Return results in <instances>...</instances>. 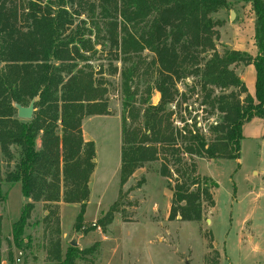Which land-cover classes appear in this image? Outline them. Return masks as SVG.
Wrapping results in <instances>:
<instances>
[{"label":"trees","instance_id":"1","mask_svg":"<svg viewBox=\"0 0 264 264\" xmlns=\"http://www.w3.org/2000/svg\"><path fill=\"white\" fill-rule=\"evenodd\" d=\"M234 1L249 4L254 13L255 57L235 50L222 55L216 51L219 34L211 15L225 8L229 0H0V150L11 160V148L16 149L15 168L6 182L19 183L22 196L30 200L12 226L17 248L23 246L22 236L34 203L58 200L61 174L73 186L69 196L82 202L76 229L83 220L95 152L93 142L83 140L82 121L86 116L106 115V90L95 78L98 71L87 64L89 59L84 55L100 45L98 21L106 25L102 39L116 49L120 47L124 54L131 44L138 51L148 50L157 68L154 89L160 99L157 105L149 104L144 109L134 105L135 94L127 86L136 69L122 73L125 115L120 185L144 164L160 161V176L173 182L169 185L170 216L179 214L185 221H199L203 202L214 208L210 186L217 188V184L198 177L194 163L187 165L177 157L171 161L168 156L181 150L189 157L238 161L243 125L254 118L264 120V0ZM85 13H89V28L86 21L76 23ZM111 13L114 19H110ZM137 22L145 30L134 36L129 28ZM118 25L122 36L117 35ZM209 53V59L202 57ZM202 61L199 82L208 92L205 102L222 116L209 128L210 141L196 124L182 121L183 127L175 128L171 121L175 112L170 105L178 102L177 81L197 73ZM239 64L254 67L253 96L234 71ZM211 87L221 93L212 96L208 91ZM231 88L233 91L225 93ZM33 99L32 119H19L13 104L27 107ZM178 139L183 148L178 146ZM84 147L88 148L87 158L81 160ZM6 198L0 188V203ZM76 253L77 249L69 247L63 260L57 257L58 264H73Z\"/></svg>","mask_w":264,"mask_h":264},{"label":"rangeland","instance_id":"2","mask_svg":"<svg viewBox=\"0 0 264 264\" xmlns=\"http://www.w3.org/2000/svg\"><path fill=\"white\" fill-rule=\"evenodd\" d=\"M88 14L77 18L76 23L86 21L89 28ZM110 15L114 19V14ZM211 17L217 22L218 54L235 50L256 56L255 18L249 4L229 0L225 8ZM98 23L100 45L84 55L89 59L87 64L98 71L95 78L106 90V115L86 116L82 121L83 140L93 142L95 152L83 220L76 229L82 202L69 196L73 186L61 174L58 200L34 203L22 236L23 246L17 248L12 226L18 221L23 205L30 200L22 196L19 183L6 182V176L15 168L16 149L11 148V160L0 150V188L2 196L7 197L0 203V264H58L57 257L63 260L73 241L76 247L72 248L78 250L73 264H264V120L254 118L243 125L238 161L189 157L181 150L173 157L168 156L171 161L177 157L187 165L194 163L198 177L217 184V188L210 186L215 206L210 208L203 202L199 221H185L179 214L170 216L169 185L173 182L160 176V161L138 168L123 186L119 182L121 127L125 115L122 73L136 69L127 86L135 94L133 103L137 108L157 105L160 95L154 89L157 77L154 55L148 50L138 51L134 44L124 54L120 47L116 49L101 38L106 25ZM129 30L138 36L145 28L137 22ZM117 35L122 36L120 25ZM210 55L202 57L209 59ZM203 67L204 61L197 66V73L177 81L178 102L170 105L175 112L171 121L175 128H182L185 122L196 124L210 141L209 128L219 123L222 116L205 102L208 92L202 90L199 82ZM233 68L253 96L254 67L239 64ZM208 91H212V96L221 93L215 87ZM231 91L232 88L225 93ZM177 143L183 148L180 139ZM36 145L40 147V137ZM83 151L81 160L87 158L88 148L84 147Z\"/></svg>","mask_w":264,"mask_h":264},{"label":"water","instance_id":"3","mask_svg":"<svg viewBox=\"0 0 264 264\" xmlns=\"http://www.w3.org/2000/svg\"><path fill=\"white\" fill-rule=\"evenodd\" d=\"M233 14L234 13L231 14V18L233 17ZM35 102H36V99H33L27 107L14 103L13 107L17 111V117L25 121L32 119L33 113H34V103ZM71 246L76 247V242L75 241L71 242Z\"/></svg>","mask_w":264,"mask_h":264}]
</instances>
